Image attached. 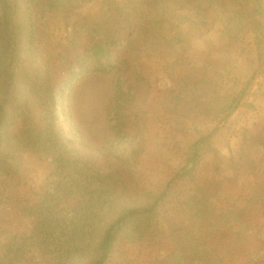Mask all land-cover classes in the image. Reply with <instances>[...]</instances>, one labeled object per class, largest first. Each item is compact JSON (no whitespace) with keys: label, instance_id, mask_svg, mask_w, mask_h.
Returning <instances> with one entry per match:
<instances>
[{"label":"rangeland","instance_id":"374dc122","mask_svg":"<svg viewBox=\"0 0 264 264\" xmlns=\"http://www.w3.org/2000/svg\"><path fill=\"white\" fill-rule=\"evenodd\" d=\"M155 2L149 19L124 0L22 3L16 63L28 83L15 101L49 68L57 103L42 95L8 128L15 166L0 178V264L53 263L36 229L44 214L77 204L67 171L80 163L112 171L140 201L165 193L153 214L121 224L105 264H162L175 246L172 229L195 212L206 226L227 216L206 239L220 244L222 264H264V36L251 24L240 29V16L229 21L233 3L247 0ZM24 120L50 124L56 149L17 145ZM149 217L150 234L128 236Z\"/></svg>","mask_w":264,"mask_h":264},{"label":"trees","instance_id":"16d2710c","mask_svg":"<svg viewBox=\"0 0 264 264\" xmlns=\"http://www.w3.org/2000/svg\"><path fill=\"white\" fill-rule=\"evenodd\" d=\"M155 1L124 0L126 7L137 10L146 19L151 18L155 13ZM23 2L27 3L28 0H0V178L3 173H8L9 169L15 166L9 162V157L15 149L11 148L8 128L14 122L16 110H22V115H29L42 99V95L51 98L54 104L57 103L49 68L42 72V82L36 80L29 84L31 91H24L23 95L20 94V100L15 101L17 95L13 92L16 88L27 91L24 86L28 83L26 76L18 69V63H16V60L20 59V49L19 38L16 36L15 19L18 18ZM166 8H164L165 14L168 13V8ZM231 12L230 22L235 15L240 16L239 25H242L240 29L251 24L254 30H260V34L264 36V21L258 18H264V0H251V5L250 0H247L245 4L233 3ZM142 29L149 30L151 26L146 25ZM99 41H102V38ZM100 47L103 50L104 44ZM108 66L109 64L99 62V60L95 63V68L101 71H106ZM45 110L47 114L51 112L47 108ZM122 123L121 119L117 125L119 131ZM21 129L17 145L23 146L22 144L26 142L45 141L47 145H51V150L56 149L57 146L52 144L54 136L50 124L40 126L34 124L33 121L28 123L24 120ZM58 155L60 161L57 167L61 170L68 168L63 160L64 151L61 150ZM73 164L70 163V165ZM72 171H67L71 179L67 187L71 190L76 182V190L73 189L71 193L79 192L77 204L69 211L71 214L68 212L57 215V213L60 214L61 209L50 215L44 214L40 222L45 223L46 229L41 225L42 232L38 229L36 232L41 236L40 243L50 254L52 264H105L112 257L118 243L121 224L134 215L150 216L153 214L165 193L153 201H140L138 198L124 194L126 186L120 189L119 183L122 181L117 179L112 171L105 172L101 168L90 167L87 163L73 165ZM4 179L0 180V188L5 182ZM39 204L43 206L44 201L37 203ZM46 206L49 207V204ZM199 214L193 213L186 224L172 229L171 238L175 246L162 260V264L168 261L172 264L223 263L224 257L214 254L215 248H218L220 244L218 242L208 244L206 239L215 237L214 234L219 231L217 227L219 222L216 221L220 217L227 216L224 212L212 215L206 226L202 216H198ZM149 218L144 228H136L128 236L137 237L150 234L151 232L148 231L153 227L151 228L150 223L152 219ZM207 231L209 234L205 236Z\"/></svg>","mask_w":264,"mask_h":264}]
</instances>
